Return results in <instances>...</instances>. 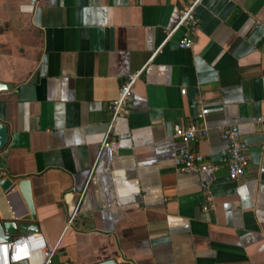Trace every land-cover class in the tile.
I'll return each instance as SVG.
<instances>
[{
  "label": "crops",
  "instance_id": "crops-1",
  "mask_svg": "<svg viewBox=\"0 0 264 264\" xmlns=\"http://www.w3.org/2000/svg\"><path fill=\"white\" fill-rule=\"evenodd\" d=\"M190 1L0 0V83L10 85L0 179L12 184L0 221L14 222L11 237L35 226L51 264H264V129L253 123L264 114V0H200L182 49V30L167 34ZM138 71L111 130L118 152L99 151L109 105ZM188 123L206 128L189 148L216 171H175L172 127ZM227 125L247 148L235 181L215 130Z\"/></svg>",
  "mask_w": 264,
  "mask_h": 264
},
{
  "label": "built area",
  "instance_id": "built-area-1",
  "mask_svg": "<svg viewBox=\"0 0 264 264\" xmlns=\"http://www.w3.org/2000/svg\"><path fill=\"white\" fill-rule=\"evenodd\" d=\"M200 0H191L190 3L181 8L177 13L174 26L168 32L171 35L176 29L182 30L178 46L182 49H189L197 29V18L195 8ZM139 71L128 75L119 87L116 98L108 108L109 121L103 138L99 144V151L107 150L110 154L116 155L119 149L117 139L111 134L112 126L117 118L125 117L129 112V100L131 98V87L137 79ZM183 94V91L180 92ZM201 118L202 114H198ZM253 123L262 132L264 129V114L254 118ZM219 138L226 144V156L224 164L227 176L231 181L242 177L246 165V145L240 139L238 129L235 125L216 126ZM206 128L193 123L185 127L177 124L172 127V138L179 140L180 146L176 148L172 163L175 171L187 174L204 173L216 171V166H209L196 152L190 150L189 144L196 138H204ZM199 192L203 199L201 210L206 212L213 209V201L210 193V182L201 181ZM70 217L67 223L71 221ZM54 249H49L44 239L36 233H24L12 236L8 241L0 243V264H51Z\"/></svg>",
  "mask_w": 264,
  "mask_h": 264
},
{
  "label": "water",
  "instance_id": "water-1",
  "mask_svg": "<svg viewBox=\"0 0 264 264\" xmlns=\"http://www.w3.org/2000/svg\"><path fill=\"white\" fill-rule=\"evenodd\" d=\"M10 88V85L2 84L0 83V92L8 90ZM7 141V135H6V128L0 123V150L4 147L5 143ZM12 187V184L5 178L0 179V190L2 192H5L9 190ZM17 190L20 193L25 205L30 210V200H29V192H28V186L26 181H20L17 183ZM23 230L30 232H36L35 226H29L25 228L24 226L21 227ZM15 234V224L14 222L6 221L1 222L0 221V243L8 241L11 237V235ZM98 264H117L113 260H107L100 262Z\"/></svg>",
  "mask_w": 264,
  "mask_h": 264
}]
</instances>
